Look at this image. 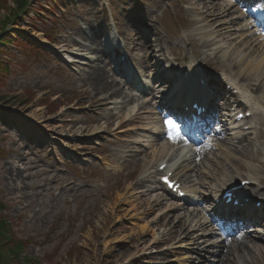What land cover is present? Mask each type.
I'll use <instances>...</instances> for the list:
<instances>
[{
    "label": "rangeland",
    "instance_id": "obj_1",
    "mask_svg": "<svg viewBox=\"0 0 264 264\" xmlns=\"http://www.w3.org/2000/svg\"><path fill=\"white\" fill-rule=\"evenodd\" d=\"M69 2L78 5L69 7ZM227 2L231 3L229 0ZM28 6V12L19 21H14L15 15L11 16L16 9L14 0L0 13L2 22L5 16L15 22L3 36V48L0 47L3 52L0 53V60L7 68V72L2 71L3 83L0 85V103H7H2L3 108H0V202L5 208L0 212V218L5 219L13 239L21 246L14 250L13 243L6 242L5 248L2 246L0 249V264H116L131 255L136 247H145L149 242L148 237H138L127 239L123 246L117 243V238L136 231L132 225L135 224L131 220L132 213H128L129 206L122 203L124 198L129 197L125 191L135 179L131 173L142 164L139 163L138 167L126 165L122 173L118 172L121 160L125 159L123 153L126 149L123 146L131 147V151L133 148L127 134H111V127L117 119H103L104 112L96 103L97 99H93L91 88L81 74L85 67L65 64L55 55L51 56L47 48L36 47V42L30 36H36L33 26L49 32L57 28L61 34L59 42L62 47L69 48V52L77 54L76 48L89 49L90 56H100L90 48L92 44L87 40L100 35L98 0H33ZM112 6L124 25L125 33L132 31L127 21L135 23L141 17L144 23L156 20L153 27L161 28L164 35L171 36L173 44L183 45L188 40H211L198 33L201 30L211 32L196 11L199 4L194 6L183 0H112ZM239 17L234 10L225 19L237 20L233 32H237V26L244 22ZM85 25L89 28L83 29ZM249 31L254 37L253 41L262 44L256 30ZM243 34L247 35L245 32ZM212 39L214 42L210 48L203 50L205 55L192 48H187L186 52L172 51L180 62L194 61L201 72H210V65L219 71L218 66L214 68V61L230 54L234 46L238 49L240 40H234L235 44L231 47L219 43L214 35ZM21 40L28 41L33 47L17 43ZM260 44L257 46L259 53L263 52L264 47ZM218 48H223V51L213 53ZM243 49L238 54L239 60L254 56L250 55L252 49L246 52ZM224 65V72L235 74L229 71L227 64ZM4 67L0 66V69ZM10 106L26 114L35 113L50 125L60 126L59 131L64 133L107 122L106 134L94 143H77L76 147L85 153L80 158L63 155L57 146L44 138L42 132L36 130L33 123H23L18 115L8 112L6 107ZM61 110H64V114L58 116ZM213 151L216 154L214 160L226 158L225 164L235 157L228 154L226 149ZM148 154H144L145 160L150 157ZM134 155V152L128 153V157ZM241 163L246 167V173L251 169L261 174L260 179L264 177L263 164L260 166L249 160ZM237 172L234 171L235 176H239ZM126 174L130 176L126 177ZM223 179L218 177L214 186ZM16 186L20 187V193L15 190ZM17 196H20V200H17ZM140 214L136 212L135 216ZM152 218L153 215L148 220ZM202 218L201 215V221ZM139 225L145 223H138L135 227ZM256 234L264 238L263 226L256 229ZM168 238L163 235L160 243L152 249L160 252L167 248L171 242ZM108 241L111 244L105 247ZM193 257L186 250H177L174 255L160 254L143 260L158 264H170V261L172 264H188ZM208 259L213 260L214 264L217 262L215 257ZM243 260H240V264H245Z\"/></svg>",
    "mask_w": 264,
    "mask_h": 264
},
{
    "label": "bare ground",
    "instance_id": "obj_2",
    "mask_svg": "<svg viewBox=\"0 0 264 264\" xmlns=\"http://www.w3.org/2000/svg\"><path fill=\"white\" fill-rule=\"evenodd\" d=\"M183 2L190 3L194 6L196 4L200 5V7L196 9V11L200 15L201 20L206 22L208 27L211 28V32H204L203 30H201L198 33L202 34L206 38H211V40H200L198 42L194 40H188V42H185V46H183L173 44L170 36L162 35V33L160 32L161 34L157 33L156 35L157 40L155 43L158 45L156 46L157 49H155V51H160V54H164L166 51L167 54L169 51L172 52L173 49L175 51L186 52L187 48H192L193 50L197 49L198 51H200V53H202L203 48H210V45L214 42L212 39V36L214 35L215 39H217L219 43L229 44V46L231 47L235 44L233 43L234 40H240L238 51L246 46V49L244 51H247L248 49L252 48L253 55L259 53L258 48L254 46L255 42L249 39V36L243 34V32H246L243 26H237V32H233L232 29L234 28V26H236V22L234 20H225L230 15L232 10H239L240 2L234 1L235 3H228L227 0H183ZM240 17H242V15H240ZM251 24L255 26L254 28L259 29L261 33H264L261 24H258L255 21H251V23H249L248 25ZM246 34L248 33L246 32ZM30 36L31 38L35 37V35ZM36 37L39 43H47L46 40H43L39 36ZM93 45L97 46L95 44ZM138 47L139 52L138 55H136L138 62L141 64V66L143 65L144 67H147L150 71H154L156 65H153L151 63L150 56L147 57L142 53H145L147 49L153 48L152 42H146L144 45L139 44ZM234 47L232 51L235 55L237 53V50ZM217 51L218 50L216 49L214 52ZM63 53L65 54V57H67L70 63H79L82 64L83 67H85V69L81 71V74L85 76L83 79L85 80L86 84L91 88V92L93 93V99H97L96 103L98 104L100 110L104 112V120L108 121L112 117L116 118L118 122L115 124L114 127H118L126 122L145 126L138 129H141L142 132L146 134L145 138H148L150 136L151 142L145 143L146 141L144 140H142V142L145 143L148 149L154 147L155 145H158L156 139L163 137V133L161 134V130L159 129L158 125L159 122L156 119L154 111H148V104L141 102L144 97L139 94L137 96L135 95V93L132 95L131 93L126 92L124 89L130 84L127 83L125 80L117 81L115 78H111L109 75L106 77V74L111 73V70H107V67L110 65L114 66V61L106 59L107 56L103 54L105 59L102 60L101 56H98L97 62L100 63L98 64L96 61L93 60L92 57H89L87 53H80L81 55L76 54V58L87 61L88 64H86L84 62L80 63L77 62L75 59H72L74 56L69 55L68 50H63ZM140 54H143V56H141ZM234 55L221 56L220 58L216 59V61H214L215 66H218L219 69L223 70L225 67L223 65L226 63L231 70L243 71L242 81L248 83L253 82V84H250L247 87H249L255 94L263 92L264 82H259L261 78H264V71L261 69L262 64L260 62L262 60L258 62H253L252 66H248L242 60H238V57L234 58ZM101 63H103L104 65H101ZM184 66L186 68L184 72L187 73V71L192 68V62H189V64L187 63ZM116 72L118 73V71ZM173 87H176L178 90L180 88L175 84L173 85ZM225 102L229 105L230 100L228 99V97H226ZM1 107L2 106H0V108ZM63 112L64 110H61L58 116H62L64 114ZM260 116V128L258 130L255 129L258 135V137H256V141H259L261 146H263L264 117L262 115ZM25 117H27V119L29 118L33 120L35 123H40L42 121V118H40L35 113L31 115L25 113ZM218 120L219 119H217V121ZM106 123L107 122H103L99 126H94L90 128L80 127L77 128L73 133L62 132L63 135L68 134V139L60 141L64 143L66 149L77 153L78 157H82L85 155V153L80 150L81 148H77L76 146L71 144L70 137H74L78 140L95 142L99 140L102 135L106 134ZM42 126L46 127L48 131H59L60 129V126L54 127L50 124L47 125L45 122H43ZM223 128V130H227V132H222L221 137H219V132L218 130H215L214 127L209 132L212 136H215L217 138V142H219L218 144H216V142L214 141L211 143V145H206L208 143L207 142L204 145L198 146L197 143V145L193 149H182L180 150V153L178 151V159L172 163V166L174 167L176 172V178L182 180V182H188L191 178V174H193V177H195V179L192 181H194L196 185L201 188H208L211 186V181L215 180L216 177L220 175L226 176L229 179L228 182H230V184H233L232 182L236 180V178L232 176L233 171H241V169H245V166H243L242 163L239 162L240 157L245 158L253 163H262L264 165V161L262 159L264 158V149H256V145L252 141L253 139L249 137L252 134H231L229 129H226L227 127H225V125H223ZM130 131H133L134 133L132 135H128V138H132V140H134V138H141V135L138 133L137 130L130 129ZM125 132H127V130L124 129L118 131V133ZM227 136L229 137L225 138ZM173 146L174 145H166L161 148L157 147L154 150V155L152 156L153 159L156 156L161 158V161H164L166 163L172 162L173 159L168 157L169 155L167 153L170 152L168 147H171L173 149ZM208 146H212L210 149H227V152L229 154H235V157L237 156L238 158H233L228 169L226 164L223 165L225 160L221 159L219 160V162H215L214 159H210V154H215L212 153L210 149H208ZM123 148L126 149V152L123 153V156L125 158H128V153L132 154L133 151H131V147L129 146H123ZM143 149V147L138 145L137 149L135 150L136 154L134 156H131L132 159L136 161V164L140 163L142 159L143 155H141V153H143ZM84 162L87 161L84 160ZM128 165H130V161H128ZM170 168L172 167L170 166ZM119 169L124 170V166L120 167ZM152 170L153 168H150V172H145L141 174L138 179H136L129 187H127L125 192L126 194H129V197L123 199L122 205L129 206L128 213H132L131 220H133V222L135 223L132 225H134L136 231L131 232L130 235H124L122 237L117 238V243L122 244V246L126 244V240L129 238L135 239L138 237H148L149 242L145 245V247H136L131 255L116 264H122L128 259L133 258L135 256L138 258L144 256L154 258L160 256V254L174 255L177 253V250H180L182 248L191 249V252H194L201 247L202 251H207V249L210 247L204 245V242L200 244L199 240H201V238L198 237H206V235L199 234L201 236H195L196 232H205L209 224L213 222V220L207 223H202L200 222V220L197 221L199 214L201 212H204V208L199 209L198 207H202L204 204H206V200L199 201L197 199H191L188 201L177 203L172 201L170 196L165 191H162L163 188H161V186L159 187L158 184L154 183L153 180H151ZM203 170L209 173H204ZM250 171L251 173L254 172L253 170ZM206 178L210 181H206ZM16 187L17 188L15 190L20 193V187ZM17 200H20V196H17ZM187 206H192V208H189ZM110 209L111 211H113V208ZM136 212H140L141 214L136 217ZM204 213L206 214L208 212ZM152 215L153 218L151 220H148ZM138 223H145V225H139L136 228L135 225H138ZM261 224H263L264 230V220L261 222ZM156 226L159 227L155 228ZM257 226L259 225H256L254 227ZM236 232L239 233V235L233 238H227L225 240H222L221 243L223 245L217 246L218 248H221L217 252V264H240L241 259H244L243 261H245V264H259V262L264 264L263 236H258L248 227L239 229ZM163 235L168 236L169 238L167 240L171 242L167 246L170 248H164V250H161L160 252H165L160 253L158 251L153 250L152 248L155 244L160 243V238L163 237ZM108 244L110 245L111 241H108L105 247ZM168 249L171 250L166 251ZM192 255L194 257L188 264L206 263L202 260V258H200V260L197 259L195 253H193ZM170 262L169 263L172 264V261Z\"/></svg>",
    "mask_w": 264,
    "mask_h": 264
},
{
    "label": "trees",
    "instance_id": "obj_3",
    "mask_svg": "<svg viewBox=\"0 0 264 264\" xmlns=\"http://www.w3.org/2000/svg\"><path fill=\"white\" fill-rule=\"evenodd\" d=\"M12 1V0H0V13L2 11H5L7 6H8V3ZM15 3H16V9L12 11L11 13V16L13 15H16L17 12L19 10H21V8H23V6L25 5V1L26 0H14ZM5 21L2 22L0 20V29H2L3 25L6 23V22H9L10 21V17H5ZM0 66L1 67H4L1 60H0ZM2 71L3 72H7V68L4 67L2 69H0V85L3 83V74H2ZM1 100V98H0ZM5 208H4V205L0 202V212L3 211ZM11 240V241H10ZM11 242L13 243V245L15 247L14 250H17V249H20V244L19 242H17L15 239H13V235L11 234V230H10V226H8L5 222V219H2L0 218V249L2 246H4L5 248V244L6 242ZM15 243V244H14ZM1 261V260H0Z\"/></svg>",
    "mask_w": 264,
    "mask_h": 264
},
{
    "label": "snow or ice",
    "instance_id": "obj_4",
    "mask_svg": "<svg viewBox=\"0 0 264 264\" xmlns=\"http://www.w3.org/2000/svg\"><path fill=\"white\" fill-rule=\"evenodd\" d=\"M165 123H166V125L171 129V127H172V121H171V120H167ZM170 138H171V137H170ZM164 179H165V183H168L167 178L165 177Z\"/></svg>",
    "mask_w": 264,
    "mask_h": 264
}]
</instances>
